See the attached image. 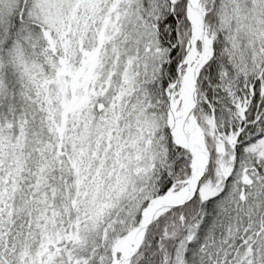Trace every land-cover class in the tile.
Returning <instances> with one entry per match:
<instances>
[{"label": "snow or ice", "instance_id": "snow-or-ice-1", "mask_svg": "<svg viewBox=\"0 0 264 264\" xmlns=\"http://www.w3.org/2000/svg\"><path fill=\"white\" fill-rule=\"evenodd\" d=\"M0 264H264V0H0Z\"/></svg>", "mask_w": 264, "mask_h": 264}]
</instances>
